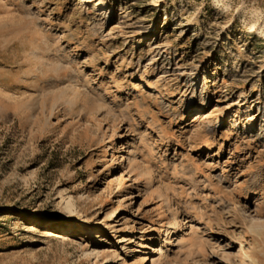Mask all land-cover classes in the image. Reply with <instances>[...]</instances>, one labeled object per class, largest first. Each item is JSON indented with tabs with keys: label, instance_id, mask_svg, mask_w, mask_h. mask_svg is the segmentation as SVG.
<instances>
[{
	"label": "rangeland",
	"instance_id": "374dc122",
	"mask_svg": "<svg viewBox=\"0 0 264 264\" xmlns=\"http://www.w3.org/2000/svg\"><path fill=\"white\" fill-rule=\"evenodd\" d=\"M262 33L264 0H0V264H264Z\"/></svg>",
	"mask_w": 264,
	"mask_h": 264
},
{
	"label": "bare ground",
	"instance_id": "6f19581e",
	"mask_svg": "<svg viewBox=\"0 0 264 264\" xmlns=\"http://www.w3.org/2000/svg\"><path fill=\"white\" fill-rule=\"evenodd\" d=\"M30 229L33 230V231H36V232L39 231L38 227H35V226H31ZM48 234H49L50 236H56L57 238H59V239H61V240H65V239L68 238L66 235H62V234H58V233L56 234V233H53V232H49Z\"/></svg>",
	"mask_w": 264,
	"mask_h": 264
},
{
	"label": "clouds",
	"instance_id": "9594fccd",
	"mask_svg": "<svg viewBox=\"0 0 264 264\" xmlns=\"http://www.w3.org/2000/svg\"><path fill=\"white\" fill-rule=\"evenodd\" d=\"M261 35H264V33H262Z\"/></svg>",
	"mask_w": 264,
	"mask_h": 264
}]
</instances>
